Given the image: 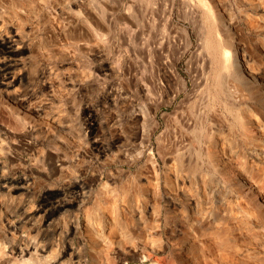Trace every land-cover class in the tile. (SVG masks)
I'll return each instance as SVG.
<instances>
[{
	"label": "rangeland",
	"instance_id": "1",
	"mask_svg": "<svg viewBox=\"0 0 264 264\" xmlns=\"http://www.w3.org/2000/svg\"><path fill=\"white\" fill-rule=\"evenodd\" d=\"M3 37L18 54L12 86L0 82V264H179L186 253L191 264H264V90L234 63L264 69V0H0ZM5 71L0 63V81ZM129 191L144 223L120 207ZM105 196L118 199L112 220ZM207 209L218 220L203 227ZM89 217L115 223V241L98 240ZM148 229L162 250L118 255ZM215 240L238 251L220 258ZM243 252L256 257L238 263Z\"/></svg>",
	"mask_w": 264,
	"mask_h": 264
},
{
	"label": "bare ground",
	"instance_id": "2",
	"mask_svg": "<svg viewBox=\"0 0 264 264\" xmlns=\"http://www.w3.org/2000/svg\"><path fill=\"white\" fill-rule=\"evenodd\" d=\"M0 43L1 44H4L5 46V50H6V52L3 54V56L1 57L2 58V60L0 61V63H1V65L4 67V68H6V71L5 72H3V78H2V80L0 81L1 82V84L3 85V86H5V87H7V88H10L11 86H12V84H13V82L14 81H10L9 80V77H8V70L12 67V65H13V62L16 60V56H17V45H16V40L15 39H10V37L8 38V37H6V38H0ZM236 52V51H235ZM235 52H233V53H235ZM249 56V55H248ZM227 60H228V58H226ZM225 59V60H226ZM226 60V61H227ZM233 60H235V57H234V59ZM226 61H224L225 63H226ZM236 62V64L238 65V68L239 69H242V71L245 73V75H246V77L248 78V80L250 81V86L252 85V84H254V85H257L258 87H259V89L261 88L262 90H264V69L263 70H261V68L260 69H256V68H254V67H251L250 66V64L248 63V60L246 59V57L245 58H239V57H237L236 58V60L234 61V63ZM250 62V61H249ZM227 63H229L228 61H227ZM232 64V63H231ZM234 66V65H233ZM224 67V66H223ZM227 67V66H226ZM232 67V66H231ZM235 67V66H234ZM224 69H226V68H224ZM231 69V68H230ZM228 70V69H227ZM233 70H231V72H232ZM240 71V70H239ZM242 72V73H243ZM233 73V72H232ZM243 73V74H244ZM234 75V74H233ZM221 76V75H220ZM230 76V75H229ZM241 76V75H240ZM244 76V75H243ZM225 76H223V78H224ZM231 77V76H230ZM233 77V76H232ZM231 77V78H232ZM221 79H222V76L220 77ZM231 78H229V79H231ZM234 78H235V75H234ZM233 79V78H232ZM14 80V79H13ZM225 80V79H224ZM222 81H223V79H222ZM221 80H220V82H222ZM227 81H228V79H227ZM227 81H225V83H227ZM245 81V80H244ZM248 82V81H247ZM222 83H224V82H222ZM239 83V82H238ZM245 83V82H244ZM252 83V84H251ZM230 84V83H229ZM246 84V83H245ZM244 84V85H245ZM223 85V84H222ZM226 85V87H227V85H228V83L227 84H225ZM224 85V86H225ZM230 85H232V83L230 84ZM234 85V84H233ZM229 86V85H228ZM235 87H236V89L238 90L239 88H237L238 86H236V84L234 85ZM241 86V85H240ZM239 86V87H240ZM256 86V87H257ZM225 87V88H226ZM229 87H233V86H229ZM234 87V88H235ZM244 88V87H243ZM246 88V87H245ZM249 88V87H248ZM223 90H224V88H222ZM227 89H228V87H227ZM230 89V88H229ZM257 88H255V90H256ZM237 90H236V92H237ZM248 90V89H247ZM249 90H250V88H249ZM251 90H252V87H251ZM255 90L253 91V92H255ZM144 91V90H143ZM224 91H226V90H224ZM229 91V90H228ZM231 91H233V88H232V90ZM230 91V92H231ZM243 91V90H242ZM233 92H235V89H234V91ZM232 92V93H233ZM244 93V92H243ZM261 93H262V91H261ZM227 94H228V92H227ZM234 94V93H233ZM245 94V93H244ZM258 94V93H257ZM257 94H255V95H257ZM239 95V94H238ZM260 95V94H259ZM242 97L243 95H239V97ZM252 96V95H251ZM261 96V95H260ZM236 97H237V94H236ZM245 97H247V96H245ZM254 97V96H253ZM252 98V97H251ZM236 99V98H235ZM240 99V98H239ZM258 99H260L259 97H258ZM264 99V98H263ZM252 100V99H251ZM233 101V100H232ZM261 102V101H260ZM155 104V103H154ZM153 105V104H152ZM261 112V111H260ZM262 113H264V112H261L260 114H262ZM264 115V114H263ZM262 115V116H263ZM264 118H262V120H263ZM260 126V125H259ZM117 143V142H116ZM119 143V142H118ZM209 144V143H208ZM116 146V145H115ZM208 147V146H207ZM214 147V146H213ZM199 149V148H198ZM208 150V149H207ZM200 151V150H199ZM209 152V151H208ZM198 153V152H197ZM263 153V152H262ZM193 154H194V152H193ZM184 156H186V155H184ZM187 157V156H186ZM208 157H210V156H208ZM183 158V157H182ZM188 158V157H187ZM191 159V158H190ZM197 159V158H196ZM199 159V158H198ZM177 160V159H176ZM182 163V162H181ZM187 163V162H186ZM191 163V162H190ZM175 164V163H174ZM189 165V164H188ZM171 166V165H170ZM184 166H185V163H184ZM179 167V166H178ZM186 167V166H185ZM216 168V167H215ZM214 168V169H215ZM224 168V167H223ZM172 169V168H171ZM183 169H184V167H183ZM213 169V170H214ZM217 169V168H216ZM170 169H168V171H169ZM167 171V172H168ZM171 171V170H170ZM173 171H174V169H173ZM176 171V170H175ZM166 172V173H167ZM244 172V171H243ZM172 173L173 172H171V174L170 175H172ZM241 173H242V171H241ZM246 173V172H245ZM175 174V173H174ZM168 175H169V173H168ZM176 175V174H175ZM180 175V174H179ZM200 175V174H199ZM241 175H243V173L241 174ZM166 176V175H165ZM185 176V175H184ZM244 176V175H243ZM246 176V178L248 179L249 178V176L247 177V175H245ZM244 176V177H245ZM174 177V176H173ZM180 177V176H179ZM178 178V177H177ZM182 178V177H181ZM188 178V177H187ZM190 178V177H189ZM203 178V177H202ZM246 178H244V180L246 179ZM183 179V178H182ZM181 179V180H182ZM185 179V178H184ZM198 179H200V178H198ZM203 180V179H202ZM249 180V179H248ZM248 180H245V181H248ZM183 181V180H182ZM234 181V180H233ZM251 181V180H250ZM191 182V181H190ZM229 183V182H228ZM251 183V182H250ZM8 184V183H7ZM163 184H165V183H163ZM183 183H181L180 185H182ZM192 184V183H191ZM190 184V185H191ZM242 184V183H241ZM247 184V183H246ZM249 184V183H248ZM254 185V184H253ZM7 186V185H6ZM166 186V185H165ZM213 186H215V185H213ZM212 186V187H213ZM223 186V185H222ZM221 186V187H222ZM4 187H5V182H4ZM20 188H26V186L25 185H22V186H19ZM178 187V186H177ZM183 187H184V184H183ZM207 187V186H206ZM211 187V188H212ZM229 187V186H228ZM234 187H236V186H234ZM126 188V187H125ZM166 188H168V187H166ZM175 188V187H174ZM180 188V187H179ZM224 188H227V187H224ZM233 188V187H232ZM113 189H115V188H113ZM113 189H112V191H113ZM168 189H170V187L168 188ZM176 189V188H175ZM181 189H182V187H181ZM128 190H129V188H128ZM135 190V189H134ZM174 190V189H173ZM178 190H180V189H178ZM177 189L176 190H174V191H178ZM184 190V189H183ZM183 190H181L182 192H183ZM208 190H210V188L208 189ZM226 190V189H225ZM115 191V190H114ZM113 191V192H114ZM123 191H125L124 189H123ZM127 191V190H126ZM165 191H167V190H165ZM172 190L170 189V192H171ZM211 191V190H210ZM209 191V192H210ZM246 191V190H245ZM160 192V191H159ZM163 192V191H162ZM168 192V191H167ZM173 192V191H172ZM171 192V193H172ZM176 192H174V193H176ZM181 192V193H182ZM185 192V191H184ZM183 192V194L184 195H186L187 197H188V201H189V203L188 204H190V206H192V204L194 203V199L192 198V197H190L192 194H191V191L189 192L190 194L189 195H187L186 193H188L187 191H186V193H184ZM212 192V191H211ZM118 193V192H117ZM124 193V192H123ZM134 193V192H133ZM133 193H131L130 191L129 192H126L125 194H124V197L122 198L123 199V201H122V203H123V207L122 206H120L121 208H123V211L125 212V216L126 215H128L127 217H131V218H133V220L135 219V218H139V220L141 221V223H144L143 222V217H144V213L142 212V209L140 210V204L138 203V201H136V195H137V193H136V190H135V193H136V195L135 194H133ZM142 193V192H141ZM164 193V192H163ZM174 193H173V195H174ZM110 194H111V192H110ZM115 193H113V195H114ZM149 194V193H148ZM166 194V193H165ZM169 194V193H168ZM177 194V193H176ZM179 194V193H178ZM178 194H177V196L176 197H178ZM243 194V193H242ZM249 194V193H248ZM109 195V194H108ZM146 195V194H145ZM160 195V194H159ZM232 195V194H231ZM115 196V195H114ZM117 196V195H116ZM118 196H120V194L118 195ZM117 196V197H118ZM140 196V195H139ZM179 196H180V194H179ZM194 196V195H193ZM253 196V195H252ZM106 197V196H105ZM161 197V196H160ZM166 197V196H165ZM185 197V196H184ZM184 197H182V198H184ZM246 197H248V196H246ZM104 198V197H103ZM102 198V199H103ZM112 198V197H111ZM120 198V199H121ZM140 198H142V197H140ZM145 198H147V197H145ZM150 198H152V197H150ZM170 197H168V199H169ZM180 198V197H179ZM195 198V197H194ZM79 199H80V196H77V197H75L74 199H72L71 201H69V200H67V202H63L61 205H60V209L61 210H64V209H67V208H71V207H73L74 205H76L77 203H78V201H79ZM105 199H109V201H110V196H109V198H105ZM137 199H139V197L137 196ZM153 199V198H152ZM159 199V198H158ZM162 199H163V197H162ZM196 199V198H195ZM104 200V199H103ZM114 199L112 198V201H110V204H109V206L110 207H108L107 208V204H105V206H106V210H105V214H104V220H107V218L108 217H106V216H110V219L112 218V217H114V216H116V215H114V211H115V209H114V207H116V206H114V205H112L111 206V202L113 203V202H116L118 199L115 197V201H113ZM144 200V199H143ZM148 200V199H147ZM155 199H153V201H154ZM157 200V199H156ZM180 200V199H179ZM99 201V200H98ZM104 201H106V200H104ZM104 201H101V202H104ZM108 201V202H109ZM152 201V200H151ZM150 201V202H151ZM165 201V200H164ZM220 201V200H219ZM246 201H248V200H246ZM253 201V200H252ZM101 202H100V206L102 205L101 204ZM119 202V201H118ZM140 202V201H139ZM145 202V201H144ZM148 202V201H147ZM147 202H145V203H147ZM171 202H174V200H170V203ZM187 202V201H186ZM198 202V201H197ZM99 203V202H98ZM105 203H107V202H105ZM120 203H121V201H120ZM120 203H119V205H120ZM142 203H143V201H142ZM149 203V202H148ZM156 203V202H155ZM158 203V202H157ZM169 203V202H168ZM175 203V202H174ZM176 203H177V201H176ZM209 203V202H208ZM251 202H249V204H250ZM117 204V203H116ZM115 204V205H116ZM139 204V205H138ZM178 204V203H177ZM188 204H187V206H188ZM195 204H196V202H195ZM211 204V203H210ZM174 205V204H173ZM199 205H201V204H199ZM242 205V204H241ZM117 206H118V204H117ZM140 206V207H139ZM196 206V205H195ZM205 206H207V205H205ZM210 206V205H209ZM213 206V205H212ZM103 207V206H102ZM154 207V204H153V206H152V204L150 203V205H148V207H147V209H144V211L146 210V213H147V215L149 216V217H151L152 218V220L153 221H155V223H156V221H159V219H160V214L158 213H155L156 211H155V207ZM200 207V206H199ZM208 207V206H207ZM206 207V208H207ZM238 207V206H237ZM255 207H256V205H255ZM118 207H116V209H117ZM158 208V207H157ZM160 208V207H159ZM209 208V207H208ZM210 208H211V206H210ZM239 208V207H238ZM251 208V207H250ZM101 209V208H100ZM104 209H105V207H104ZM190 209V208H189ZM200 209H202V208H200ZM205 209V208H204ZM244 209V208H243ZM119 210V209H118ZM158 210V209H157ZM195 210V209H194ZM197 210H199L198 209V207H197V209H196V213H197ZM210 210V209H209ZM238 210V209H237ZM102 211H103V208H102ZM192 211V210H191ZM190 211V212H191ZM199 211H201V210H199ZM204 212L202 213V214H200V215H202V217H199L198 218V223H199V225H203L204 223H205V225H207L208 223L210 224L211 222H215V220L217 219V216H216V213H215V215L213 214V212L212 211H208V209L207 210H203ZM247 211V210H246ZM25 212V211H24ZM100 212V211H99ZM222 212V211H221ZM238 212V211H237ZM92 213V212H91ZM95 213V212H94ZM118 213V212H117ZM119 213H120V211H119ZM143 213V214H142ZM168 213V212H167ZM193 213H194V211H193ZM199 213V212H198ZM98 214V213H97ZM101 214V213H100ZM164 214V213H163ZM187 214V213H186ZM195 214V213H194ZM218 214V213H217ZM222 214H223V212H222ZM225 214V213H224ZM86 215H89V213L88 214H86ZM94 215V214H93ZM96 215V214H95ZM111 215H113L112 217H111ZM120 215V214H119ZM146 215V216H147ZM169 215V214H168ZM183 215V214H182ZM190 215V214H189ZM91 216V218L93 217V219H94V216H92V214L90 215ZM97 216H99V214L97 215ZM103 216V215H102ZM122 216V215H121ZM124 216V217H125ZM180 216H181V214H180ZM194 216V215H193ZM215 216H216V218H215ZM220 216V215H219ZM86 217V216H85ZM118 217V216H117ZM117 217H115V218H117ZM171 217H172V215H171ZM183 217H185V215L183 216ZM91 218L89 217V221H90V223H91V228L93 229H91L92 231H94V233L97 235V239L99 240V238H100V240L101 241H107L108 239H110V241H113L114 239L113 238H115V236H114V234L112 235V236H114L113 238H111L110 237V235L109 234H111L112 233V230L111 229H114V228H112L113 226L114 227H116L115 226V223H113L114 225H112L111 223H107L106 225H105V227H102V225H101V223H100V225L101 226H99V224L97 223V221H93V219L91 220ZM100 218H102V217H99V219ZM106 218V219H105ZM131 218H130V220H131ZM145 218V217H144ZM163 218V217H162ZM176 218V217H175ZM194 218H195V216H194ZM219 218V217H218ZM27 219V218H26ZM86 219V218H85ZM98 219V220H99ZM109 219V218H108ZM114 219V218H113ZM127 219H129V218H127ZM185 219H187L186 217H185ZM191 219H193L192 217H191ZM224 219V218H223ZM242 219V218H241ZM23 220H25V219H23ZM29 220V219H28ZM95 220V219H94ZM97 220V219H96ZM112 220V219H111ZM120 219H118V221H119ZM121 220H122V218H121ZM132 220V224H133V221ZM148 220L149 219H147L146 221H147V223H148ZM152 220H149V222L151 221V222H153ZM178 220V219H177ZM180 220H183V219H180ZM179 220V221H180ZM195 220H196V218H195ZM218 220V219H217ZM237 220V219H236ZM114 221H116L115 219L113 220V221H111V222H114ZM194 221V220H193ZM240 221V220H239ZM86 222V221H85ZM107 222V221H106ZM109 222V221H108ZM124 222V221H123ZM185 222H187V221H185ZM220 222V221H219ZM119 223H122V222H120L119 221ZM118 223V224H119ZM188 223H191V222H188ZM197 223V222H196ZM216 223V222H215ZM217 223H218V221H217ZM87 224H88V221H87ZM105 224V223H104ZM139 224V223H138ZM137 224V225H138ZM159 224V223H158ZM161 224V223H160ZM180 224V223H179ZM181 224H182V221H181ZM186 224V223H185ZM220 224V223H219ZM218 224V225H219ZM109 225V227H108V229H110L111 230V233H110V231H109V233H108V231L106 232V230H108L107 229V226ZM124 225V224H123ZM135 225H136V221H135ZM149 225H150V223H149ZM156 225V224H155ZM188 224H186V226H187ZM211 225H212V223H211ZM214 225V224H213ZM216 225V224H215ZM214 225V226H215ZM151 226H152V224H151ZM181 226V225H180ZM185 226V227H186ZM194 226H195V224H194ZM197 226H198V224H197ZM196 226V227H197ZM208 226H210V225H208ZM179 227V226H178ZM189 227V226H188ZM193 227V226H192ZM203 227H204V225H203ZM217 227V226H216ZM86 228H88L87 227V225H86ZM117 228H119V227H117ZM135 228L136 229H140L141 227H136L135 226ZM144 228V227H143ZM149 228V227H148ZM157 228V227H156ZM193 228H195V227H193ZM192 228V229H193ZM208 228V227H207ZM125 229V228H124ZM123 229V230H124ZM142 229V228H141ZM144 229H146V228H144ZM154 229V228H153ZM153 229H148V230H144V233H146V236H144V235H139L138 234V236H136V237H134V240L136 241H134V240H132L133 242H135L136 244L134 245L132 242H130L129 240H127V241H129V243L127 242V244H126V242H124L125 243V245L123 246L122 245V247H119L118 248V246H117V253H118V255H120V253L121 252H123L125 255L127 254V255H130V256H132V258L133 257H135L136 258V256H139V258L141 259V258H143L145 261L146 260H149V258L151 257V255H150V257L147 255H144V249L146 248V247H148V248H150V246L151 247H153L154 249H155V247L159 250V247H157V246H155V244H154V242H150V240L153 238V237H155L156 236V232H155V230H157V229H155V230H153ZM218 229H219V227H218ZM115 230V229H114ZM117 230V229H116ZM120 230V229H119ZM188 230H189V228H188ZM188 230H186V231H188ZM197 230V229H196ZM122 231V230H121ZM158 231V230H157ZM185 231V230H184ZM190 231H191V229H190ZM190 231H188V233L190 232ZM193 231V230H192ZM201 231V230H200ZM207 231V230H206ZM228 231V230H227ZM238 231H240V229L238 230ZM119 232V231H118ZM131 232V231H130ZM132 232H133V230H132ZM135 232V231H134ZM138 232H141V231H138ZM143 232V231H142ZM180 232H182V231H180ZM204 232H205V230H204ZM209 232V231H208ZM207 232V233H208ZM94 233H93V235H94ZM115 233H117V232H115ZM121 233V232H120ZM123 233H124V231H123ZM135 233H137V232H135ZM159 233V232H158ZM184 233V232H183ZM191 233V235H192V233L193 232H190ZM196 233V232H195ZM221 233V232H220ZM91 234V233H90ZM134 234V233H133ZM132 234V235H133ZM185 234L187 235V233L185 232ZM198 234V233H197ZM199 234H200V232H199ZM211 234H213V236H214V234H215V237L216 236H220L221 234H219V231H215V229H214V232H212ZM224 234H225V232H224ZM221 235V236H224L225 237V235ZM131 235V234H130ZM129 235V236H130ZM136 235V234H135ZM158 235V234H157ZM209 235H210V233H209ZM92 236V235H91ZM98 236H99V238H98ZM119 236H120V234H119ZM123 236V235H122ZM159 236V235H158ZM220 236V237H221ZM94 236H92V238H93ZM160 237V236H159ZM185 237H187V239L189 238V236H185ZM191 237V236H190ZM204 237H206V234H202V236L200 235V238H203L204 239ZM215 237H213V239H212V242H213V240H214V238ZM229 237H230V235H229ZM122 238V237H121ZM124 238V237H123ZM184 238V237H183ZM198 238V237H197ZM196 238V236H193V240L194 239H197ZM208 239L210 238V237H207ZM212 238V237H211ZM95 239V238H94ZM111 239H113V240H111ZM127 238H125V240H126ZM129 239V238H128ZM155 239V238H154ZM186 239V238H185ZM191 239V238H190ZM206 239V238H205ZM207 239V240H208ZM223 239V238H222ZM170 240V239H169ZM191 240L193 243H195V241H197V240ZM210 240V239H209ZM226 240V239H225ZM230 240V239H229ZM115 241V240H114ZM153 241V240H152ZM205 241V240H204ZM234 241V240H233ZM118 242V241H117ZM161 242H163V241H161ZM184 242V241H183ZM201 242V241H200ZM202 242H203V240H202ZM201 242V243H202ZM215 244H216V246H217V248H218V250H219V255L218 256H220V258H221V254L222 253H224V252H227V254H228V252L229 253H231V251L232 250H234V252H235V250L236 251H238V249H235V248H237V247H235V248H233V249H230L231 248V246H233V245H230V248H226L225 246H223L221 243H219V241L217 242L216 240H215ZM113 243V242H112ZM120 243V242H119ZM119 243H118V245H119ZM164 243V242H163ZM179 243V242H178ZM198 243H199V241H198ZM200 243V244H201ZM209 243V242H208ZM230 243H231V241H230ZM103 244H105V243H103ZM107 244V243H106ZM117 244V243H116ZM159 244H160V247H162L163 245H165V244H167V243H165V244H163L162 246H161V243L159 242ZM169 244H172V242L170 241L169 242ZM174 244H177V242L176 243H174ZM181 244L183 245V243L181 242ZM205 244V243H204ZM236 244V243H235ZM237 244H238V242H237ZM150 245V246H149ZM186 245V244H185ZM210 245V244H209ZM226 245V244H225ZM168 246V245H167ZM172 246V245H171ZM176 246V245H175ZM174 245H173V247L174 248H172V249H175V250H177V252H178V250L179 251H181L183 254H184V248H182V247H184V245L181 247V248H177V247H175ZM186 246H188V245H186ZM194 246H195V244H194ZM200 246H202V244L200 245ZM236 246V245H235ZM240 246V245H239ZM165 247H166V245H165ZM180 247V246H179ZM164 248V247H163ZM167 249H168V247H166ZM214 248V247H213ZM241 248V247H240ZM254 248V247H253ZM152 249V248H151ZM154 249H152V250H154ZM157 249H156V251H157ZM185 249H186V247H185ZM211 249V248H210ZM209 249V250H210ZM115 250V251H116ZM144 250V251H143ZM160 250H162V248H160ZM159 250V251H160ZM170 250H171V248H170ZM201 250V249H200ZM203 250V249H202ZM212 250V249H211ZM215 250V249H214ZM241 250V249H240ZM146 251H149V249L147 250V248H146ZM151 251V250H150ZM150 251L148 252V254H150ZM28 252V250L27 249H25V250H23V251H21V254L22 255H25L26 253ZM158 252V251H157ZM194 252V251H193ZM205 252V251H204ZM203 252V253H204ZM213 253H215L214 251H212ZM256 252V251H255ZM154 253V252H153ZM160 253V252H159ZM173 253H175V252H173ZM182 253H181V255L180 256H182ZM186 253V252H185ZM201 253V252H200ZM233 253V252H232ZM242 253V252H241ZM249 253V252H248ZM155 254V253H154ZM180 254V253H179ZM178 254V255H179ZM188 254H189V252H188ZM244 252H243V256H244ZM117 255V256H118ZM175 255V254H174ZM187 255V253L186 254H184V256L183 257H181V260L182 261H178V260H176L177 262H179V264H191L192 263V257L190 258V257H188V256H186ZM191 255V254H190ZM198 255V254H197ZM203 255H205V253L203 254ZM209 255V254H208ZM229 256H230V258H231V254H228ZM234 255H237V257H236V259H237V261H238V263H240V262H243V263H245L246 261H247V259L248 260H251V259H255V257L256 256H254L253 254H249L250 256H247V257H245L244 256V258H241V256H242V254L240 255V254H234ZM246 255V254H245ZM256 255V254H255ZM130 256H127V257H130ZM193 256V255H192ZM195 256V255H194ZM206 256V255H205ZM242 256V257H243ZM121 257H123V258H125L124 256H121ZM120 256H119V261L121 262L122 261V259L123 258H121ZM175 257H176V255H175ZM204 257V256H203ZM235 257V256H234ZM178 258H179V256H178ZM193 258H195V257H193ZM202 258V257H201ZM206 258V257H205ZM204 258V259H205ZM208 258H209V256H208ZM224 258V257H223ZM229 258V257H228ZM232 258H233V255H232ZM259 258H262V257H259ZM258 258V259H259ZM197 259V258H196ZM216 259H217V257H216ZM127 260V259H126ZM139 260V259H138ZM198 260V259H197ZM209 260V259H208ZM213 260V259H212ZM215 260V259H214ZM220 260V259H219ZM224 260H226V259H224ZM246 260V261H245ZM157 261V260H156ZM173 262H174V260H172ZM175 261V262H176ZM184 261V263H182ZM203 261H205V260H203ZM233 261H235V258L233 259ZM232 261V262H233ZM245 261V262H244ZM252 261V260H251ZM261 261V260H260ZM124 262H126V261H124ZM214 262V261H213ZM219 262H221L220 264H223V259L221 260V261H218V264H219ZM225 262V261H224ZM229 262V261H228ZM231 262V263H232ZM123 263V262H122ZM155 263V262H154ZM168 263H171V262H168ZM200 263V262H199ZM210 263V262H209ZM235 264H237L236 263V261L234 262ZM247 263V262H246ZM258 263V262H257ZM256 263V264H257ZM155 264H157V263H155ZM171 264H173V263H171ZM207 264V263H206ZM212 264V263H211ZM229 264V263H228ZM248 264H250V263H248Z\"/></svg>",
	"mask_w": 264,
	"mask_h": 264
}]
</instances>
